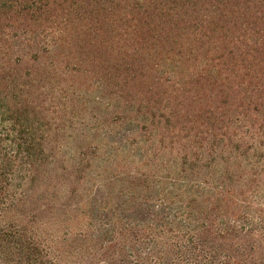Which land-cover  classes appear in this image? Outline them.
Segmentation results:
<instances>
[{"label":"trees","instance_id":"obj_1","mask_svg":"<svg viewBox=\"0 0 264 264\" xmlns=\"http://www.w3.org/2000/svg\"><path fill=\"white\" fill-rule=\"evenodd\" d=\"M78 85L79 100L88 87L113 122L133 125L85 136L79 169L91 155L147 168L94 182L102 212L86 264H264V0H0V257L9 264H56L21 209L49 191V144ZM237 161L252 175L222 174ZM117 181L128 185L111 205Z\"/></svg>","mask_w":264,"mask_h":264},{"label":"rangeland","instance_id":"obj_2","mask_svg":"<svg viewBox=\"0 0 264 264\" xmlns=\"http://www.w3.org/2000/svg\"><path fill=\"white\" fill-rule=\"evenodd\" d=\"M61 15L62 12L59 16ZM71 81L72 78L68 75L62 77V83L65 85ZM87 88L84 86L82 89L86 99L84 102L79 100L78 85L75 104L64 102L61 113L63 117L56 122L61 126L62 121L63 133L60 137H54L49 144L54 154L50 160V172L47 174L51 177L47 187L49 191L37 189L33 201L21 209L30 233L48 247L56 264H86L94 261V245L91 238L101 219L102 210L98 209L92 187L94 182L100 179L99 176L134 175L137 170L145 172L147 169L141 168L138 161L130 157L119 156L114 160L112 157L98 155H91L90 162L79 169V147L85 142V136L89 141L96 142L97 139L93 137L116 132L121 128L122 131L133 128L130 122L123 119L113 122L116 116L112 114V108L108 109L102 103L94 102L92 92ZM104 97L106 103H115L109 92L105 93ZM122 102L124 103L123 99ZM229 167V171H223L222 174L252 175L249 164L240 166L237 161ZM220 168L224 169L221 166ZM169 173L168 170L155 172L156 175H170ZM127 185L128 183L122 181L112 183L114 198L110 202L111 205L124 199L122 196ZM14 215L11 214L10 217L13 218ZM97 263L99 264L100 260ZM0 264H9V261L0 257Z\"/></svg>","mask_w":264,"mask_h":264}]
</instances>
